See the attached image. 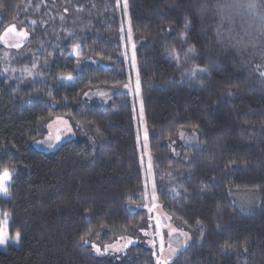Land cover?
<instances>
[{
    "label": "trees",
    "instance_id": "trees-1",
    "mask_svg": "<svg viewBox=\"0 0 264 264\" xmlns=\"http://www.w3.org/2000/svg\"><path fill=\"white\" fill-rule=\"evenodd\" d=\"M124 5L155 201L190 236L168 264H264V0H0V37L29 34L18 51L0 44V176L13 173L0 214L19 239L0 264H155L144 246L97 257L84 243L148 228L130 99L81 101L127 83ZM56 116L79 137L35 149ZM182 131L196 147L178 145ZM233 192L258 209L243 213Z\"/></svg>",
    "mask_w": 264,
    "mask_h": 264
},
{
    "label": "rangeland",
    "instance_id": "rangeland-1",
    "mask_svg": "<svg viewBox=\"0 0 264 264\" xmlns=\"http://www.w3.org/2000/svg\"><path fill=\"white\" fill-rule=\"evenodd\" d=\"M125 5L119 6L118 17L120 21V40L123 48V57L127 70V83L117 90L97 89L85 92L81 101H98L106 103L110 98L125 95L130 99L133 123L136 137V149L142 173L143 188L146 203L143 209L147 213L148 228L144 230L139 238L127 236L119 237L107 244L84 242L91 249L93 255L97 257H116L123 254L128 248L134 246H144L151 249L155 264H168L180 253L189 243L190 236L177 228L169 216L156 203L153 192L151 159L148 155L147 137L144 125V116L140 104L139 80L136 73L134 43L130 40V26L127 19ZM29 34L18 29L15 25L9 26L0 37V44L12 51H18L28 42ZM80 50L78 47L71 48L67 55L76 60L77 66L83 63L78 59ZM99 64V63H98ZM58 82L63 85H71L73 77L63 76L58 78ZM44 135L34 142V148L45 153L57 150L63 143L75 140L79 137L70 119L64 116L51 118L43 128ZM196 134L180 132L178 145L190 148L196 147ZM12 172L4 171L0 176V197L8 198L7 189L12 183ZM230 200L243 212L250 214L258 209L259 201L255 193L233 192L229 195ZM0 251H5L8 246H16L18 237L10 238L8 234V219L1 218L0 214Z\"/></svg>",
    "mask_w": 264,
    "mask_h": 264
}]
</instances>
